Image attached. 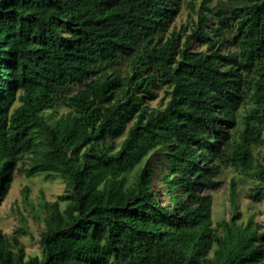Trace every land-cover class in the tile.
I'll return each mask as SVG.
<instances>
[{
    "label": "trees",
    "instance_id": "obj_1",
    "mask_svg": "<svg viewBox=\"0 0 264 264\" xmlns=\"http://www.w3.org/2000/svg\"><path fill=\"white\" fill-rule=\"evenodd\" d=\"M185 4L182 35L180 0H0V199L15 173L65 185L41 254L0 231V264H264L199 191L233 168L264 199V0Z\"/></svg>",
    "mask_w": 264,
    "mask_h": 264
},
{
    "label": "rangeland",
    "instance_id": "obj_2",
    "mask_svg": "<svg viewBox=\"0 0 264 264\" xmlns=\"http://www.w3.org/2000/svg\"><path fill=\"white\" fill-rule=\"evenodd\" d=\"M186 0H180V8L175 14L170 26L172 30L183 33L182 26L189 19L190 8L185 4ZM169 35V33L167 34ZM182 42L184 37H182ZM194 50L204 49L193 43ZM155 97L148 100V104L153 106H163L166 102V95L163 89L155 90ZM59 109V112H62ZM117 141L121 142L122 138ZM257 161L264 164V144L254 148ZM152 158V156H150ZM28 165L23 162V169ZM159 171V170H158ZM216 180L220 181V186L215 190H199L200 193L210 192L212 195V220L215 225L220 220H228L233 215V204H235L240 217L237 223L245 225L249 221L258 232H264V199L254 201L249 197V193L254 188L256 181L253 177L236 171L233 168H223ZM154 188L160 189V182L154 179ZM65 193V185L59 178L53 180L46 179L41 175L27 176L24 173H15L6 194L0 199V231L10 240L17 238L24 247L27 255H40L41 232L44 230V209L46 203L56 201L59 195ZM165 195L160 196L164 202ZM61 207L63 203L60 202Z\"/></svg>",
    "mask_w": 264,
    "mask_h": 264
}]
</instances>
